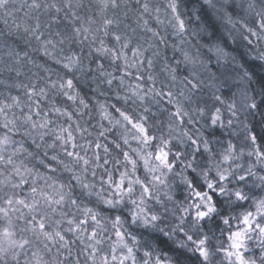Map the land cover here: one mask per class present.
Returning a JSON list of instances; mask_svg holds the SVG:
<instances>
[{"label": "clouds", "instance_id": "clouds-1", "mask_svg": "<svg viewBox=\"0 0 264 264\" xmlns=\"http://www.w3.org/2000/svg\"><path fill=\"white\" fill-rule=\"evenodd\" d=\"M0 109V264H264V0H0Z\"/></svg>", "mask_w": 264, "mask_h": 264}, {"label": "snow or ice", "instance_id": "snow-or-ice-1", "mask_svg": "<svg viewBox=\"0 0 264 264\" xmlns=\"http://www.w3.org/2000/svg\"><path fill=\"white\" fill-rule=\"evenodd\" d=\"M181 23H182V22H181ZM117 39H119V37H117ZM45 47H47V42H46V44H45ZM68 85H69V87H71V85H72V81H71V80L68 81ZM52 86L55 87V86H56L55 83H53ZM61 86H63V85H61ZM40 91H41V94H43L46 90H45V89H41ZM35 92H36V89L33 88V89L30 90V93H29V94L34 95ZM70 98L74 99V97H70ZM12 99H13L15 102H17V103L19 102V98H18V97H13ZM38 103H39V101H37V104H38ZM7 106H8V107H11L12 105H7ZM0 111H2V109H0ZM37 113L39 114V109H37ZM29 119H31V117H29ZM40 126L43 127V125H40ZM5 143H7V137H0V145H3V144H5ZM52 159L55 160L56 157L53 156ZM9 162H11V161H9ZM33 191H35V189H34ZM19 202H20V203H23V201H19ZM8 203L11 204L12 202H11V201H8ZM26 206H28V205H26ZM0 211H2V210H0ZM39 227H40V229L44 230L46 226H45L43 223H40ZM45 234L48 235V237H49L50 239L52 238V236H51L50 233H47V232H46ZM93 235H94V234H93Z\"/></svg>", "mask_w": 264, "mask_h": 264}]
</instances>
